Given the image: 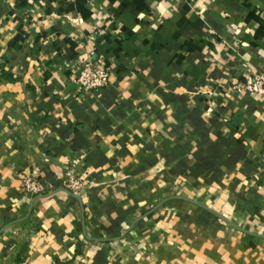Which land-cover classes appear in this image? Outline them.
I'll return each instance as SVG.
<instances>
[{
  "label": "crops",
  "instance_id": "crops-1",
  "mask_svg": "<svg viewBox=\"0 0 264 264\" xmlns=\"http://www.w3.org/2000/svg\"><path fill=\"white\" fill-rule=\"evenodd\" d=\"M252 75L264 0H0V264H264Z\"/></svg>",
  "mask_w": 264,
  "mask_h": 264
},
{
  "label": "built area",
  "instance_id": "built-area-1",
  "mask_svg": "<svg viewBox=\"0 0 264 264\" xmlns=\"http://www.w3.org/2000/svg\"><path fill=\"white\" fill-rule=\"evenodd\" d=\"M80 72L77 82L84 94L106 88L112 79V71L107 65L90 56L80 62ZM252 94L264 96V75L248 76L245 82L237 85ZM87 182L76 175L72 170H67L64 188L71 194L79 195L87 187ZM23 190L31 196L44 193L40 174L37 171L28 172L23 176Z\"/></svg>",
  "mask_w": 264,
  "mask_h": 264
},
{
  "label": "water",
  "instance_id": "water-1",
  "mask_svg": "<svg viewBox=\"0 0 264 264\" xmlns=\"http://www.w3.org/2000/svg\"><path fill=\"white\" fill-rule=\"evenodd\" d=\"M73 195H75V194H73ZM75 196H78V195H75ZM262 237H264V236H262Z\"/></svg>",
  "mask_w": 264,
  "mask_h": 264
}]
</instances>
